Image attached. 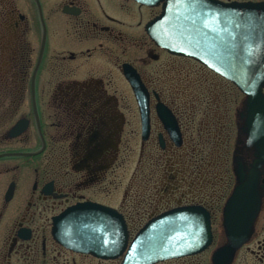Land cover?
Segmentation results:
<instances>
[{
  "label": "flooded vegetation",
  "instance_id": "obj_1",
  "mask_svg": "<svg viewBox=\"0 0 264 264\" xmlns=\"http://www.w3.org/2000/svg\"><path fill=\"white\" fill-rule=\"evenodd\" d=\"M153 2L0 0V264H122V258L102 259L56 239L54 219L85 202L117 210L131 239L167 211L202 207L214 244L215 220L237 183L235 153L248 168L256 160L240 132L247 97L196 61L211 78L192 80L197 90L188 91L187 58L158 46L147 30L163 11L164 0ZM133 74L149 93L146 135L127 76ZM190 95L211 101L213 111H187ZM159 104L173 112L180 144ZM139 137L138 160L125 184ZM207 150L217 153V166L204 162ZM259 174L260 212L234 262L245 249L264 264V165ZM219 229L224 233L223 221ZM225 243L224 234L219 246ZM181 260L164 263L186 264Z\"/></svg>",
  "mask_w": 264,
  "mask_h": 264
},
{
  "label": "water",
  "instance_id": "obj_2",
  "mask_svg": "<svg viewBox=\"0 0 264 264\" xmlns=\"http://www.w3.org/2000/svg\"><path fill=\"white\" fill-rule=\"evenodd\" d=\"M150 2L152 0H141ZM161 0H154L158 4ZM210 7L233 21L232 30L240 38L251 32L255 44L264 46V3L222 4L210 0ZM187 10L178 0H164L163 11L148 25L152 40L170 54L193 59L233 81L246 95L240 119V132L251 141L256 151L255 163L248 168L241 190L240 161L234 156L236 186L223 211L226 243L212 254V264H233L238 251L250 240L261 205L259 170L264 165V66L243 65L218 54L216 45L226 37L205 29L185 17ZM242 27L236 29L235 25ZM223 27V25L215 26ZM223 46H221V49ZM243 54V53H242ZM128 76L137 98L147 133L149 93L133 74ZM254 97L255 103L249 100ZM159 115L172 138L181 143V134L173 112L164 104L158 106ZM54 235L64 246L89 253L106 260L122 258V264H158L168 260L196 256L213 244L211 217L207 210L197 206L174 208L152 218L131 239L124 217L115 209L97 203H79L54 219Z\"/></svg>",
  "mask_w": 264,
  "mask_h": 264
},
{
  "label": "snow or ice",
  "instance_id": "obj_3",
  "mask_svg": "<svg viewBox=\"0 0 264 264\" xmlns=\"http://www.w3.org/2000/svg\"><path fill=\"white\" fill-rule=\"evenodd\" d=\"M187 10L186 19L193 25H199L211 35L213 32L217 36L223 34L226 39H222L219 45H216L218 54L223 58L233 61H242L243 65L264 66V46L255 44L251 32L244 34L238 41L240 33L232 30L233 21L225 16L224 13L214 10L210 7V0H178ZM223 27H215L219 25ZM242 25L236 24L235 28L240 29ZM221 46L223 48L221 49ZM243 53V54H242ZM249 100L255 103L254 97L249 95ZM241 190L234 193V198L239 199L243 195V182L247 175V167L243 160L240 161Z\"/></svg>",
  "mask_w": 264,
  "mask_h": 264
},
{
  "label": "rangeland",
  "instance_id": "obj_4",
  "mask_svg": "<svg viewBox=\"0 0 264 264\" xmlns=\"http://www.w3.org/2000/svg\"><path fill=\"white\" fill-rule=\"evenodd\" d=\"M185 64H186L187 73L185 74V78L184 79L188 80L187 86H190V84H191V87H187V89H188L189 92L192 91V90H193V92H195L197 89L195 90L194 83H191L193 77H191V75H189V74H194L195 73L194 72L195 70L193 69V66L191 65L193 63L189 62V61H186ZM236 95L239 96V98H240V95H239V93L237 91H236ZM201 98H203V97H201ZM201 98H197L199 100V103H198V101H196V99L192 95H190V98L187 99V111H193L197 107V110L200 111V112H203V113L206 112V111L212 112L213 111L212 110L213 107L211 106V104H212L211 101L206 100L207 103L204 102L206 105H200ZM237 105H238V102L235 103L234 106H233V111H232L233 113H236ZM204 121H205V119H204ZM234 122H235V120H234ZM234 126H235V124H234ZM139 144H140V137H139V140H138V146H137L136 152L132 153V155L129 157L130 164H129L128 170L125 172V179H124L125 184L128 183V181L131 179L132 174L134 172V166H135V163L138 160V156H139V149H140L139 148ZM207 153H209L210 157H207ZM220 153H222V152H220ZM205 155H206L207 158H206V161H204V162H206V163L213 162L214 165L217 166V162L215 163V161L217 160V158H216L217 153L215 151H212V156H211V151L207 150L204 153V156ZM218 161H219V159H218ZM206 163H205V165H206ZM208 167H211V166L208 165ZM217 179H218V177H217ZM120 200H121V198H120ZM222 221H223L222 213H219L218 216H217V219L215 220V227L214 228L216 229V231H215V235H216L215 237L216 238H215L214 244L206 252H204L203 254L199 255L196 259H192L190 261H187L186 264H212L211 263V257H212L213 252L224 241V233H223V231L221 229H219L222 226ZM233 264H256V263L251 258V256L249 254H247V251L244 249L238 255L236 261Z\"/></svg>",
  "mask_w": 264,
  "mask_h": 264
},
{
  "label": "trees",
  "instance_id": "obj_5",
  "mask_svg": "<svg viewBox=\"0 0 264 264\" xmlns=\"http://www.w3.org/2000/svg\"><path fill=\"white\" fill-rule=\"evenodd\" d=\"M187 61H189V62H192L193 64H191L192 66H193V69L195 70L194 72V74H191V77H193V81H198V80H205V79H210L211 77V73H210V71L209 70H207L205 67H203L202 68V70H201V68L198 66V64L194 61V60H191V59H187ZM209 75V76H208ZM208 76V77H207ZM194 85H195V83H194ZM205 97V96H204ZM205 101H204V98H201V100H200V105H205V103H204ZM198 103H199V101H198ZM189 258V257H188ZM183 259V260H181V259H176V260H171L170 262H176V261H179V260H181L180 262L181 263H183V262H187V261H190L191 259ZM160 264H166V263H160Z\"/></svg>",
  "mask_w": 264,
  "mask_h": 264
}]
</instances>
